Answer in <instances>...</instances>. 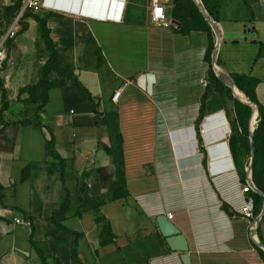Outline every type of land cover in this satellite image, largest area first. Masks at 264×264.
<instances>
[{
	"label": "crops",
	"instance_id": "0c3cea01",
	"mask_svg": "<svg viewBox=\"0 0 264 264\" xmlns=\"http://www.w3.org/2000/svg\"><path fill=\"white\" fill-rule=\"evenodd\" d=\"M158 1L168 28L150 21L152 0H46L33 15L45 20L59 67L31 96L45 94L44 104L20 94L40 82L49 57L34 16L25 20L19 34L38 38V53L29 64L10 62L0 77V226L13 227L0 236V264H43L38 251L46 264H74L75 241L80 264H182L183 253L160 235L161 216L185 238L189 264H264V216L256 230L263 248L240 216L249 167L258 216L264 212L263 169L250 161V135L260 123L258 107L264 109V0H200L217 19L206 11L220 31L219 69L233 83L255 82L252 101L235 86L252 119L246 140L233 141L234 104L216 93L208 92L197 122L212 61L195 5ZM28 44L32 50L30 42H16L14 55L28 54ZM147 73L155 76L151 95L137 85ZM48 130L60 161L48 154ZM104 147L120 150L123 190ZM66 194V209L55 217L61 230L51 219ZM96 210L111 244L100 245Z\"/></svg>",
	"mask_w": 264,
	"mask_h": 264
},
{
	"label": "trees",
	"instance_id": "16d2710c",
	"mask_svg": "<svg viewBox=\"0 0 264 264\" xmlns=\"http://www.w3.org/2000/svg\"><path fill=\"white\" fill-rule=\"evenodd\" d=\"M21 2H22V0H14L13 5L7 9V12L9 14V21L6 24L7 26L10 24L12 19L15 18V16L20 11ZM205 9L208 12L209 16L214 21H216L217 19H216L214 13L211 10H209V8H207V7H205ZM194 10L198 16V19H199V22H200L202 29L208 35V49H207V54H206L205 59L210 63L211 54H212V51L214 48L213 32H212L210 26L204 21L203 17L200 15V13L198 12V10L195 7H194ZM29 14H31V13H29ZM27 17L28 16L25 14L22 18V21L20 23V25H21L20 33H23L27 30V24L25 23V20L27 19ZM33 19L36 21V23L38 25V29L40 32V38L43 41V43H44V45H45V47L49 53V57H48V60L45 64V66L43 67L42 78H41L40 82L35 86L29 87L25 90L20 91V94L27 93L28 95H30V99H28V100L32 101V102H38V100H40V97H41L42 104H44L47 100V97L45 94H41L40 97H36V98L31 97V96L35 92L40 90V88L42 86H45L47 84L48 75H49L50 70H58L59 65L57 63V53L54 49L52 41L50 40L49 31L46 27L45 20L39 19L38 17H35V16L33 17ZM2 34L3 33H0V35H2ZM10 43H11V41L8 42L7 45H9ZM206 78H207L206 91H205V94L203 95L202 106L200 108V113H199V117H198L197 122L199 123L205 114V101L207 99L208 92H214V93H216V96L218 97V99L219 98L225 99V100L233 102V104H234L235 118L231 122L232 128H233L232 130L234 133V136L232 137V141H233V138L235 136H243L242 137L243 140H246L245 137L247 138L249 135L248 123H249V120L252 116V108L249 107L248 105H245V104L239 102L238 100L234 99L231 89H229L227 86H225L220 81V79L217 78V76L215 75L211 65H209V68H208V71L206 74ZM73 83L82 92L87 93V91L84 89V87L82 85H80L76 80H74ZM234 84L237 87V89L246 96V98H248L250 101H252L250 89L254 88L255 82L253 80L247 79V78H235ZM244 85L247 88H244ZM237 89H235L236 96L239 99L244 100V98L241 97L243 95ZM0 93H1V109H0V111L3 112L6 107L4 105L5 93H4V89L2 87L1 80H0ZM40 110H41V108L38 109V111H40ZM258 112H259V117H260V123L252 135V142H253V147H254V158H253V162H252V169H257V167L258 168L261 167L263 169V180H262V182L264 183V147H263V134H262V130L264 129V109L259 106ZM255 124H256V122L254 121L253 125L255 126ZM38 126L41 127L40 123H38ZM115 130L116 129H114L112 131V133H115L116 132ZM48 131H50V135H51V138L47 144L48 154L51 157L58 159V156L53 152L54 138L52 136L51 130H48ZM238 132H240V133H238ZM103 149L108 156L112 157L113 164L115 167V172H116V175L118 177L119 184H120L119 188H120V190H123V184H122V180H121L122 179V160H121L120 150L119 149L115 150V149L106 148V147H104ZM23 176L25 177V174ZM261 189H264L263 186ZM1 190H2V188L0 187V200L2 198ZM257 198H258V195H254V199H255L254 214L256 216L258 215V211L256 208ZM67 201H68V196L66 194L65 200H64L62 206L60 207V210L54 211L53 215H52V219H51L52 223L54 225H56L61 230H64V228L56 222L55 217L57 215H59L60 212H63L66 209ZM96 214H97L96 222L101 226V232L99 235L100 245L105 246V245L113 243V239H112L111 234H110V229H109L108 224L106 223L105 218L103 216H101L97 210H96ZM32 233H33V227L31 226V235L29 238V242L31 245H32V242H31ZM76 248H77V242L75 241V246H74V249L72 252L71 261L74 264H80V262L76 258ZM38 253L42 258V263L46 264L45 259L42 257V254L39 251H38ZM260 254L263 255V253L261 251H260Z\"/></svg>",
	"mask_w": 264,
	"mask_h": 264
},
{
	"label": "built area",
	"instance_id": "2783aa9c",
	"mask_svg": "<svg viewBox=\"0 0 264 264\" xmlns=\"http://www.w3.org/2000/svg\"><path fill=\"white\" fill-rule=\"evenodd\" d=\"M46 0H22L21 8L15 18L12 19L10 24L7 26L5 32L0 35V72L3 67V64L6 60V49L8 42H12L21 30V21L25 13L37 14L40 10L43 9ZM123 3V2H122ZM91 12V11H90ZM87 13L90 16H93L99 20H107L109 17L107 15H98L95 13ZM150 21L156 25L157 27L168 28L169 23L167 21L164 8L159 3L158 0H152V7L150 12ZM1 95V93H0ZM121 95V89H118L114 92L113 95V102L116 103L118 98ZM1 99V98H0ZM200 133H204V129L201 128ZM251 164V163H250ZM247 182L241 186V195H242V205L240 208V216L241 219L246 223L247 228L249 230V235L251 240L254 243H258L256 239V230L258 224L260 222L259 216L254 214V207H255V199L254 195L256 192L251 184V172L250 167L247 171ZM17 224L19 223L18 220L15 221Z\"/></svg>",
	"mask_w": 264,
	"mask_h": 264
},
{
	"label": "water",
	"instance_id": "95a60500",
	"mask_svg": "<svg viewBox=\"0 0 264 264\" xmlns=\"http://www.w3.org/2000/svg\"><path fill=\"white\" fill-rule=\"evenodd\" d=\"M193 4L195 5L196 9L200 13V15L203 17L205 22L210 26L213 33L216 37V44L214 45L212 54H211V61H212V69L220 81L227 86L232 91V95L235 99H237L239 102L251 106L250 103H248L245 99L241 100L239 99L235 94V85L232 81V79L228 76H225L224 73L219 69L217 66V55L219 50V44H220V31L218 29V26L214 23V21L208 16L206 11L204 10V7L200 0H192ZM173 25H178L176 22H172ZM155 83V76L153 74L147 73L145 75H142L137 80L138 87L143 90L147 95H151V89L153 84ZM252 119V117H251ZM252 137V135H250ZM254 158V147L253 144L251 146L250 150V161L252 162ZM251 166V164H250ZM254 191L259 194L257 189L254 187L253 183L251 182ZM264 216V212L259 215L260 220ZM156 223L160 232V235L165 239V243L168 246V248L171 251L174 252H180L183 253L181 255V261L182 264H189V257L187 255L188 252V245L185 240V238L180 234V232L167 220L166 217L161 216L156 219ZM13 230L12 226H0V236H4L5 234L9 233ZM256 244V243H255ZM258 247L263 248L262 245L256 244ZM21 252V251H19ZM23 253V252H21ZM25 254V253H23Z\"/></svg>",
	"mask_w": 264,
	"mask_h": 264
},
{
	"label": "rangeland",
	"instance_id": "374dc122",
	"mask_svg": "<svg viewBox=\"0 0 264 264\" xmlns=\"http://www.w3.org/2000/svg\"><path fill=\"white\" fill-rule=\"evenodd\" d=\"M13 2H14V0H0V33L5 32V30L7 28L6 24L9 21V14L7 12V9L13 5ZM25 14L27 16H35V15L29 14V13H25ZM196 17H198L197 14H196ZM28 36H29V39H26V38H24L23 35L18 34L17 37L9 45H7L5 47V49H6V60H5L3 67L1 69L0 77L2 75V72L9 67L10 62H12L14 60H16L20 64H22V63L29 64V63L33 62V61L29 62L32 58L31 55L32 54L35 55L38 53V45L40 47V43L37 46H34L33 45L34 43L35 44L38 43V38H36V39L30 38L31 37L30 34ZM26 41L30 42L31 45H33L32 50H31L30 44H28V46H27V47H29L31 52L29 51L28 54L22 53L21 55H14L12 48L15 46V43L16 42L23 43V45L26 46V43H27ZM116 141H118V140L116 139Z\"/></svg>",
	"mask_w": 264,
	"mask_h": 264
}]
</instances>
